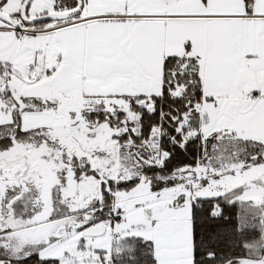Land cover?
<instances>
[{
	"label": "snow or ice",
	"instance_id": "snow-or-ice-1",
	"mask_svg": "<svg viewBox=\"0 0 264 264\" xmlns=\"http://www.w3.org/2000/svg\"><path fill=\"white\" fill-rule=\"evenodd\" d=\"M0 264H264V0H0Z\"/></svg>",
	"mask_w": 264,
	"mask_h": 264
}]
</instances>
